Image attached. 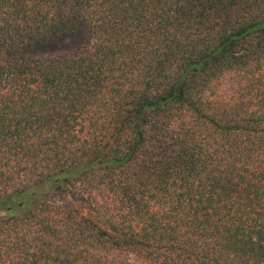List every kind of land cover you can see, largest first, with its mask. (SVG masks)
<instances>
[{"label": "trees", "instance_id": "16d2710c", "mask_svg": "<svg viewBox=\"0 0 264 264\" xmlns=\"http://www.w3.org/2000/svg\"><path fill=\"white\" fill-rule=\"evenodd\" d=\"M0 264H264V0H0Z\"/></svg>", "mask_w": 264, "mask_h": 264}, {"label": "rangeland", "instance_id": "374dc122", "mask_svg": "<svg viewBox=\"0 0 264 264\" xmlns=\"http://www.w3.org/2000/svg\"><path fill=\"white\" fill-rule=\"evenodd\" d=\"M52 200L57 202L58 201V197H53Z\"/></svg>", "mask_w": 264, "mask_h": 264}]
</instances>
